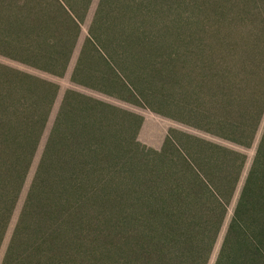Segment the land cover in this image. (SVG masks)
<instances>
[{
    "label": "rangeland",
    "instance_id": "374dc122",
    "mask_svg": "<svg viewBox=\"0 0 264 264\" xmlns=\"http://www.w3.org/2000/svg\"><path fill=\"white\" fill-rule=\"evenodd\" d=\"M247 2L264 8L0 0V132L25 136L31 155L18 183L4 176L18 144L2 147L0 264H121L135 254L127 237L146 232L158 211H221L209 264L233 224L255 239L247 260L262 264L264 233H253L264 228V88L237 87L239 106L226 108L197 68L199 40L211 53L216 20L225 31L230 9ZM29 55L25 65L9 61Z\"/></svg>",
    "mask_w": 264,
    "mask_h": 264
},
{
    "label": "trees",
    "instance_id": "16d2710c",
    "mask_svg": "<svg viewBox=\"0 0 264 264\" xmlns=\"http://www.w3.org/2000/svg\"><path fill=\"white\" fill-rule=\"evenodd\" d=\"M226 10L222 6L219 9V16H226ZM228 14L233 20L231 19L228 23L227 31L223 30V20H216L217 26L211 53H208L207 39L199 40V66L197 67L201 87L206 85L207 89L210 85L214 98L225 100L227 98L226 108L233 107V104L239 106L235 92L237 87L253 84L264 88V8L247 2L239 6L234 5ZM205 29L206 26L203 27V30ZM253 95L251 93V97ZM261 97L264 98V94H261ZM0 134H4L0 135V157L5 149L2 147L6 143L18 144V153L14 154L12 160L14 165L7 166L8 170L4 171V176L14 178L18 183L23 182L27 176L31 157L24 146L23 137L25 136L3 132ZM260 149H264V136ZM260 149L256 166L259 161L261 162L260 158L264 151ZM46 153L45 158L48 151ZM45 158L37 170V178L44 168ZM251 180L252 177L248 181V186ZM263 190L264 183L256 191L262 193ZM247 197L248 192L245 190L239 203V211L246 206ZM214 201L221 206L217 199L214 198ZM219 212L221 211H206V214L201 213L195 216L188 214V211H182L180 214L174 211L152 213L149 216L150 228L145 227L146 232L127 237L134 244L135 254L132 257H125L121 264H209L220 228L219 219H217ZM262 233L264 228L254 231L253 234L262 235ZM253 241L255 239L241 235L239 231L237 232L236 226L231 225L215 264H251L246 258L250 251L247 245L252 246ZM260 251L255 249V255ZM242 257L243 260L239 259Z\"/></svg>",
    "mask_w": 264,
    "mask_h": 264
},
{
    "label": "crops",
    "instance_id": "0c3cea01",
    "mask_svg": "<svg viewBox=\"0 0 264 264\" xmlns=\"http://www.w3.org/2000/svg\"><path fill=\"white\" fill-rule=\"evenodd\" d=\"M32 55L30 56H28V59H23V60H14L13 58H9V61L10 62H13V63H17V64H20V65H25V62H27V61H31L32 59ZM7 59V58H6ZM34 61H35V59H34ZM44 63L46 64V65H49L50 63H51V56L50 57H45V60H44ZM27 67H29V66H27ZM30 67H32V66H30ZM35 69V68H34ZM36 70V69H35Z\"/></svg>",
    "mask_w": 264,
    "mask_h": 264
}]
</instances>
